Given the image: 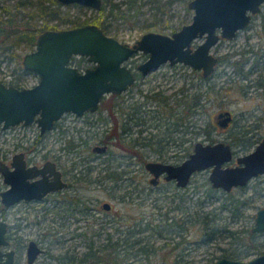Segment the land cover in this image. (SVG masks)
<instances>
[{
	"label": "rangeland",
	"instance_id": "374dc122",
	"mask_svg": "<svg viewBox=\"0 0 264 264\" xmlns=\"http://www.w3.org/2000/svg\"><path fill=\"white\" fill-rule=\"evenodd\" d=\"M150 1L136 14L132 12L129 19L116 22L110 34L133 44L147 31L171 34L193 19L194 9H188L183 0H171L166 11L163 7L164 12L157 13ZM0 2L15 4L17 0ZM72 4L69 7L63 3L61 9L82 20L97 14L94 7ZM67 26L61 23L59 28ZM202 41L203 37H196L192 46ZM1 44L10 45L0 43V47ZM12 48L22 54L21 59L11 56ZM12 48L7 53L0 49V79L18 80L24 86L36 84L39 74L27 70L23 64L25 54L35 47L23 43ZM213 51L223 60L210 77L184 61L167 62L147 75L140 73L138 81L127 91L106 95L97 111L84 116L68 112V118L55 131L41 135V128L34 124L0 132V157L4 152L11 154L37 146L30 153L34 162L43 164L47 158L58 156L72 182L68 190L59 194L22 202L11 209H5L0 196V219L8 221L12 236L21 240L16 245L19 264H29L26 245L30 239L45 248L34 264H61L59 257L83 256L93 244L104 243L109 233L118 235L127 222L156 217L157 223L167 211L170 216L180 217L182 210L175 207L179 200L188 206V213L215 208L220 233L211 242H203L199 224H191L185 231L183 244L175 248L180 237L171 231H164L165 237L158 231L152 236L151 231H146L144 234L150 235L157 246L168 245L151 261L171 264L183 254L182 264H213L227 253L238 252V259L244 261L264 253V232L252 236L257 210L264 207V172L227 191L212 186L211 166L194 172L186 186L177 185L175 180L171 183L163 180L153 186L152 174L145 165L149 160L180 162L198 140H224L240 155L251 151L264 135V85L256 84L259 75L264 76V4L249 26L233 38H221ZM147 56L138 51L129 61L137 66ZM71 62L82 66L90 61L86 56L74 55ZM250 67L253 70L249 73ZM246 73L249 74L244 79ZM196 94L201 97L195 105ZM225 109H230L234 116L228 127L217 123L219 111ZM121 137L130 147L134 141H143L135 150L145 160L120 144ZM106 141L108 151H94L95 145ZM236 162L234 157L228 164ZM5 185L0 173V191ZM104 202H110L112 208L105 209ZM137 257L127 258L128 263H150L149 259Z\"/></svg>",
	"mask_w": 264,
	"mask_h": 264
},
{
	"label": "water",
	"instance_id": "95a60500",
	"mask_svg": "<svg viewBox=\"0 0 264 264\" xmlns=\"http://www.w3.org/2000/svg\"><path fill=\"white\" fill-rule=\"evenodd\" d=\"M64 4L78 3L97 10L104 0H59ZM264 0H190L188 7L194 9L193 19L184 23L171 34L147 31L136 43L123 41L107 33L96 23L81 26L45 29L40 33L36 46L23 59L25 68L34 71L40 80L32 87L7 85L0 81V125L7 129L13 125L38 122L42 133L53 128L56 120L66 112L82 116L96 111L108 93H123L138 80L127 61L138 51L149 54L138 69L147 75L164 63L185 62L211 75L219 63L213 47L221 38H233L241 29L249 26L259 12ZM204 41L192 46L194 38ZM74 55L88 57L96 63L81 71L72 65ZM230 109L218 113L222 127H228L233 119ZM249 152L236 155L231 143L224 140L194 143V149L180 162L149 160L145 163L152 174L151 183L157 184L162 176L186 186L194 172L212 167L209 177L212 186L231 191L233 186H243L253 177L264 172V135ZM101 149V148H100ZM97 150H99L97 148ZM25 153H17L11 168L0 159V172L9 187L0 191L6 206L21 200L43 199L52 191L68 185L62 179V171L55 162L48 160L43 166H28ZM236 157V163L228 164ZM53 175V177H51ZM105 202L106 209L111 208ZM256 232H264V207L256 213ZM8 222L0 219V264H15V250L8 247ZM36 240L29 242V262H34L42 251ZM214 264H264V253L246 261L220 257Z\"/></svg>",
	"mask_w": 264,
	"mask_h": 264
},
{
	"label": "trees",
	"instance_id": "16d2710c",
	"mask_svg": "<svg viewBox=\"0 0 264 264\" xmlns=\"http://www.w3.org/2000/svg\"><path fill=\"white\" fill-rule=\"evenodd\" d=\"M149 1L150 0H124L117 2L116 0H104L103 8L100 10L96 9V15L90 18L87 17L83 20L71 14L70 11L61 9L63 3L59 0H17L15 4L8 3L6 5L0 2V37H2L0 43H10L9 47L1 44L0 49H3V53H7L9 52V48L23 43H27L29 47L34 48L37 44L36 40L43 30L59 28L61 23L68 24L67 27H72L94 22L105 29L107 33H111L112 27L115 26L116 22L129 19ZM183 1L185 6L188 7L190 0ZM150 2L154 3L155 12L157 13L158 11L164 12V8L166 11L167 7L170 6L171 0H165L164 2L163 0H153ZM71 5L73 4L71 3L67 6L71 7ZM75 5L81 8L83 7V5H79L78 3ZM132 12L134 13L132 14ZM40 19L43 20L42 23L38 22ZM53 20H57L58 22L52 23ZM12 49L10 53L11 56L21 59L22 54L17 53L14 48ZM219 59V62L223 60L220 56ZM228 60L231 61L229 57ZM252 70L253 68L250 67L249 73ZM249 73L243 75V78L246 79ZM211 75L205 76L210 77ZM258 78L259 81L258 83L256 82V84L258 86L264 85L263 74H260ZM13 83L21 88L24 86L18 80L13 81ZM200 97L201 96L196 94L197 100L195 101V105L200 102ZM238 132L239 131H236V134ZM207 134L211 136L209 132ZM233 134L235 133L233 132ZM236 138H238V136H236ZM126 143L128 142L125 140L120 142V144L133 149L135 154L140 155L142 160H145L144 156L140 154V151L138 149L135 150V146L142 144L143 141H134L131 147ZM166 183H171V181H166ZM157 204L158 203H156V205ZM158 206L159 208H163L159 204ZM175 207L182 210V215H180V217L177 215L170 216L167 211L163 218L159 217L157 223L154 222L156 217H154L155 220H146L147 217H143L134 223L127 222L125 229H120L118 235L109 233L104 243L98 246L93 244L90 250L83 253V256L78 258L73 257L71 259L62 256V258H59L62 262L61 264H130L127 258L130 260L137 256H139L137 258L149 259V264H157L151 261V257L158 255L160 249L166 248L168 245L157 246L155 242L151 240L150 235L144 234L146 231H151V236L155 235L158 231L162 237H165L164 231H171L176 234V236L180 237V240L175 243V248L183 244L185 231L191 224H199V230L201 231L199 233L200 239L203 242H211L217 237V234L220 233L215 208L201 209L188 213V206L185 205L182 200H179ZM254 235L255 233L252 234V236ZM257 247L256 245L254 248L256 249ZM225 256L238 259L240 254L238 252H232L225 254ZM183 261V254H179L178 257L175 258L174 263L171 264H182ZM162 264L167 263L164 262Z\"/></svg>",
	"mask_w": 264,
	"mask_h": 264
},
{
	"label": "flooded vegetation",
	"instance_id": "af4514ba",
	"mask_svg": "<svg viewBox=\"0 0 264 264\" xmlns=\"http://www.w3.org/2000/svg\"><path fill=\"white\" fill-rule=\"evenodd\" d=\"M132 44V43H131ZM134 44V43H133ZM149 57V54H148V56H147V58ZM74 58V57H73ZM88 58V57H87ZM89 60V59H88ZM129 60H131L130 58H129ZM127 61V65H129L133 70H134V72H135V74H136V77H137V79H138V77H139V74L141 73L142 74V72L140 71V69H138V66H139V64L136 66V64H133V61ZM146 61V60H145ZM144 62V61H143ZM142 63V62H141ZM72 65H76L81 71H85V69L86 68H88V67H95V65H96V63H94V62H89V64H84V65H82V66H79V65H77V64H73V62H72ZM31 72H32V70H31ZM144 75V74H143ZM40 80V79H39ZM0 81H2V82H4L5 84H7V85H15L14 83H13V81L14 80H12L11 79V81H8V80H1L0 79ZM135 85V84H134ZM16 86V85H15ZM22 87H32V86H22ZM132 87V86H131ZM21 88V87H20ZM109 94V93H108ZM112 94H114V93H112ZM118 94H121V93H118ZM118 94H116V95H118ZM103 100V99H102ZM101 100V101H102ZM101 103V102H100ZM101 105V104H100ZM100 107V106H99ZM97 111V110H96ZM87 112H91V111H87ZM86 112V113H87ZM94 112V111H93ZM85 113V114H86ZM67 114H68V112H66V114H64L63 115V117L61 118V119H59V120H56L55 121V124L53 125V128L52 129H50V130H47V131H45V133H42V130H41V135H45V134H47V133H50V132H52V131H55L56 130V128H58V126L59 125H61L65 120H66V118H68L67 117ZM85 114H83L82 116H84ZM80 116V115H79ZM218 121V120H217ZM34 124H37V125H39L38 124V122L37 121H35L34 123H32V124H25L24 122L23 123H20V124H16V125H13V126H11V127H9V128H7V129H4L3 128V126L2 125H0V132L2 133V131L4 132H9V131H13V129H15L16 127H19V126H32V125H34ZM40 127V126H39ZM41 128V127H40ZM78 145V144H77ZM109 143L106 141V142H104V144H99V145H95L93 148H94V151H96V152H98V153H100V152H106V151H108V149H109ZM35 147H36V149H37V146H34V145H32V146H28L27 148H25V150H15L13 153H11V154H8V152H4L3 153V156L2 157H0V159L2 160V161H5L11 168H14L13 167V159H14V156L17 154V153H22V152H24L25 153V157H24V159H26L27 160V164H28V166H31V165H39V166H43L48 160H52L53 162H55V164H56V167H57V169H60L61 171H62V179L63 180H65V181H67V183H68V185L66 186V187H64V188H61V189H59L58 191H52V192H50V193H48V195L46 196V197H48L49 195H51V194H59V192H61V191H63V190H68L69 189V187L70 186H72V182L68 179V177H67V171L65 170V169H63V167H62V165L60 164V161H59V159H58V156H56V158H47V160L43 163V164H40V163H38L37 161L36 162H34V160L32 159V156H31V152H34L36 149H35ZM97 148L99 149V150H97ZM101 148V149H100ZM1 173V172H0ZM2 174V173H1ZM2 176H3V174H2ZM51 177H53V175H51ZM153 177V176H152ZM173 181V180H167L166 178H165V176H162L161 178H160V180H159V182L157 183V184H155V185H159L162 181ZM3 181H4V183H6V181H5V177L3 176ZM150 182H151V180H150ZM152 184V183H151ZM153 185V184H152ZM155 185H153V186H155ZM10 185H9V183H6V185H5V189L6 188H8ZM234 187V186H233ZM5 189H3V190H5ZM3 190H1V191H3ZM1 196V195H0ZM46 197H44V198H46ZM43 198V199H44ZM38 200H41V199H38ZM38 200H27V201H29V202H31V201H38ZM26 200H21V201H19V202H16L17 204H15V205H12V206H6L5 204V209H11L12 207H16L18 204H20V203H22V202H27ZM2 202V201H1ZM105 203V202H104ZM3 204V203H2ZM112 205V204H111ZM103 207H104V204H103ZM105 208V207H104ZM111 208H112V206H111ZM110 208V209H111ZM106 209V208H105ZM110 209H108V210H110ZM3 220H5V219H3ZM6 221V220H5ZM6 222H8V221H6ZM8 225V231H7V236H8V238H9V240H10V244H9V246L8 247H10V248H13L14 250H15V264H19V247H17L16 245H17V243L19 242L20 243V239L18 238L17 239V237H15V236H12V231H11V226L9 225V223L7 224ZM255 233V232H254ZM31 240H33V239H30L29 240V242L31 241ZM35 240V239H34ZM37 241V240H36ZM29 242L27 243V250H26V257H27V260H28V263L29 264H34L35 262H37V260L41 257L40 256V254H42L44 251H45V248L41 245V247H42V251H41V253L38 255L39 257L34 261V262H29V256H28V250H29ZM37 243H38V245H40V243L37 241ZM60 258V257H59Z\"/></svg>",
	"mask_w": 264,
	"mask_h": 264
}]
</instances>
